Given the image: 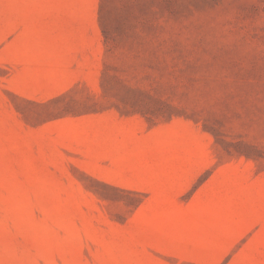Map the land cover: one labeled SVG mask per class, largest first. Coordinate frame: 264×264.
Here are the masks:
<instances>
[{"label":"rangeland","instance_id":"rangeland-1","mask_svg":"<svg viewBox=\"0 0 264 264\" xmlns=\"http://www.w3.org/2000/svg\"><path fill=\"white\" fill-rule=\"evenodd\" d=\"M0 264H264V0H0Z\"/></svg>","mask_w":264,"mask_h":264}]
</instances>
